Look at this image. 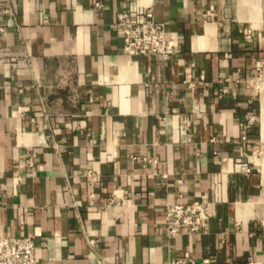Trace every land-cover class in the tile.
Returning <instances> with one entry per match:
<instances>
[{"label":"crops","instance_id":"1","mask_svg":"<svg viewBox=\"0 0 264 264\" xmlns=\"http://www.w3.org/2000/svg\"><path fill=\"white\" fill-rule=\"evenodd\" d=\"M130 4L180 53L125 54ZM258 69L264 0H0V237H33L39 264H264ZM196 200L207 233L159 234Z\"/></svg>","mask_w":264,"mask_h":264},{"label":"built area","instance_id":"2","mask_svg":"<svg viewBox=\"0 0 264 264\" xmlns=\"http://www.w3.org/2000/svg\"><path fill=\"white\" fill-rule=\"evenodd\" d=\"M116 25L123 41L124 53L129 56H147L169 62L180 53L175 42L166 38L165 24L155 20L154 11L150 6L136 9L130 4L124 7L116 16ZM73 81L72 74L64 75L55 88L68 90L71 93ZM184 83L190 90L195 88V82L185 80ZM254 121L255 115L253 114L249 119V126H252ZM242 173L247 176L250 169L247 168ZM123 204V198L110 197L107 198L106 206ZM209 221L210 208L206 202L196 200L168 205L159 234L168 239L205 234L208 231ZM93 243L94 241H89V245ZM208 263V260L197 262L186 254L176 264ZM0 264H39L36 258L34 238L0 237Z\"/></svg>","mask_w":264,"mask_h":264},{"label":"rangeland","instance_id":"3","mask_svg":"<svg viewBox=\"0 0 264 264\" xmlns=\"http://www.w3.org/2000/svg\"><path fill=\"white\" fill-rule=\"evenodd\" d=\"M259 72L258 74L256 75V77L254 78V80L252 81V88L256 94V97L258 99H260L261 97V93L259 91V89L261 90V84L264 83V81H261V75H260V71L262 69H258ZM262 91V90H261ZM264 102V97L262 99V103ZM260 116H261V119H262V115L260 113V108L257 109V113L255 115V121H254V124L252 125V127L254 128L255 132H257V136L259 134V130H260ZM262 125V124H261ZM260 140H261V130H260ZM261 145H262V142H261ZM254 159L256 160H260V161H264V153L262 152V149H261V146L259 145L257 147V149L255 150V155L253 156ZM254 162V160H252Z\"/></svg>","mask_w":264,"mask_h":264},{"label":"bare ground","instance_id":"4","mask_svg":"<svg viewBox=\"0 0 264 264\" xmlns=\"http://www.w3.org/2000/svg\"><path fill=\"white\" fill-rule=\"evenodd\" d=\"M261 90L264 91V83L261 84ZM262 116H263V121H262V125H263V130H262V147H263V151H264V106H263Z\"/></svg>","mask_w":264,"mask_h":264}]
</instances>
